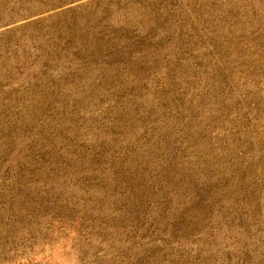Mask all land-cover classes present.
<instances>
[{
    "label": "rangeland",
    "instance_id": "374dc122",
    "mask_svg": "<svg viewBox=\"0 0 264 264\" xmlns=\"http://www.w3.org/2000/svg\"><path fill=\"white\" fill-rule=\"evenodd\" d=\"M0 264H264V0H0Z\"/></svg>",
    "mask_w": 264,
    "mask_h": 264
}]
</instances>
